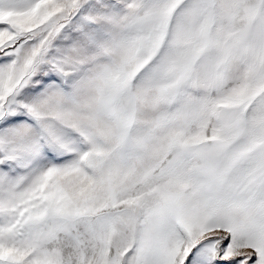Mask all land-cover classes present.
<instances>
[{
  "label": "snow or ice",
  "instance_id": "6c2138e0",
  "mask_svg": "<svg viewBox=\"0 0 264 264\" xmlns=\"http://www.w3.org/2000/svg\"><path fill=\"white\" fill-rule=\"evenodd\" d=\"M0 264H264V0H0Z\"/></svg>",
  "mask_w": 264,
  "mask_h": 264
}]
</instances>
